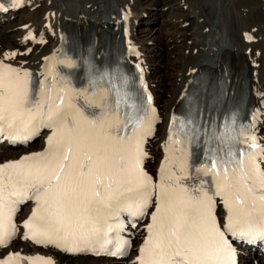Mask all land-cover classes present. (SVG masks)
Here are the masks:
<instances>
[{
	"label": "bare ground",
	"instance_id": "bare-ground-1",
	"mask_svg": "<svg viewBox=\"0 0 264 264\" xmlns=\"http://www.w3.org/2000/svg\"><path fill=\"white\" fill-rule=\"evenodd\" d=\"M143 1L29 0L31 9L22 18L21 36L1 34L0 53L11 57L6 64L30 74L34 92L40 83L45 91L55 83L53 95L67 86L73 103L86 114L98 115L108 105L118 113L121 124L133 112L129 105L143 102L147 106L151 96L153 121L142 145L143 169L159 184L167 160L169 168L184 177L181 183L192 175L201 176L190 188L203 187L212 194L216 179L211 168L213 155L224 158L231 150L239 158L240 150H250L247 137H255L257 145L264 147V0L234 4L215 0L208 13L197 8L195 0L185 1V6L181 8V3L170 12L169 26L179 27L187 16L194 20V27L167 35L154 47L146 43L150 39L135 32L140 18L150 14ZM14 11L0 13V22L6 17L9 20ZM34 16L37 20L29 21ZM183 46L184 60L191 59V65L175 74L177 80L170 91L158 92L172 73L163 71L166 74L157 80L158 87L153 81L161 69L154 73V66L163 64L165 48L174 54ZM50 134V129H44L41 139L27 148L15 147L0 137V164L44 153ZM35 207L30 203L20 214L22 231L7 250H0V263L6 256L18 254L28 261L41 257L54 264H136L151 222L149 218L134 231L133 248L125 259L71 258L36 248L25 239L23 225ZM218 213L223 224L227 213L223 200ZM239 250L241 264H264L259 249L242 246Z\"/></svg>",
	"mask_w": 264,
	"mask_h": 264
},
{
	"label": "snow or ice",
	"instance_id": "snow-or-ice-1",
	"mask_svg": "<svg viewBox=\"0 0 264 264\" xmlns=\"http://www.w3.org/2000/svg\"><path fill=\"white\" fill-rule=\"evenodd\" d=\"M0 57V137L24 142L51 130L44 153L0 166V245L14 237V216L28 200L36 207L23 225L25 239L68 251L112 243L111 234L124 227L119 213L135 219L154 207L136 264H236L233 240L264 242V147L255 137L246 138L250 150H240L239 158L231 150L211 157L212 194L181 183L184 177L167 160L154 185L142 149L152 130L151 96L147 106L129 105L133 112L121 124L108 105L98 115L86 114L67 86L53 95L55 83L48 91L40 83L34 92L30 74L4 62L11 57ZM214 196L227 208L223 224L215 217ZM127 247L128 241L117 240L109 254L124 255ZM18 259L10 256L5 264ZM28 264L52 262L35 257Z\"/></svg>",
	"mask_w": 264,
	"mask_h": 264
},
{
	"label": "rangeland",
	"instance_id": "rangeland-1",
	"mask_svg": "<svg viewBox=\"0 0 264 264\" xmlns=\"http://www.w3.org/2000/svg\"><path fill=\"white\" fill-rule=\"evenodd\" d=\"M185 1H190V0H144L143 4L148 10H150L149 11L150 14H145L144 17L140 18V21L136 24V28H135L136 34L142 39L143 38L150 39V41H146V43L149 46L154 47L158 43H162L161 41L162 40L164 41L170 34H180V33H184V32L191 30L194 27V20L190 19L187 16L181 19L182 25H180L179 27L177 25H174V27L169 26V24L172 25V17L170 16L171 15L170 12H172L175 8H177V6L181 3H182L181 8L182 6H185L184 4ZM197 1H198V4H197ZM211 1H215V0H195L194 4H196L197 8H199L200 10L202 11L206 10L208 13L210 11L209 4L211 3ZM224 1H230L231 4H234L236 1H239V0H234V1L224 0ZM117 4L119 5L120 3L119 2L114 3V5H117ZM28 6H29L28 4L22 6L21 8L13 12V15L11 16V18H9V20L6 17L4 21L0 22V35L2 34L5 37L6 35L10 36L11 34L10 37L17 36V38L21 36L22 28L24 26V25L22 26V23H25V21H23L22 18H24L23 17L24 14L28 10L31 9V7H28ZM10 13H12V11H10ZM8 15H9V12H8ZM34 17H31L29 21L34 22L35 20H37L38 16H34ZM37 42L41 44V40H38ZM181 48L182 49L175 50L174 54H168L167 52H169L171 49H169L168 47L165 48V52H164L165 60L163 61V64L159 65L158 63L157 65L154 66L153 68L154 73H156L157 71H159V69H161V71L158 72V77L156 79V82L153 81V83H155L158 87L160 86V83L157 80L159 78L164 77V75L166 74V73L164 74V72L168 70L169 74L172 73L170 77L168 78V84H165L164 86L159 87L157 89L158 92L161 89L164 91H170L175 86V83L177 80V78L174 77L175 74L176 75L179 74V71L181 73L183 69L185 70L189 67V65H191V62H192L191 59L187 58L186 60H184V51H183L184 46ZM157 67H158V70H156ZM154 137H155V134L153 138L151 139H154ZM40 139H41V136H38L36 141L30 144V146H33ZM153 163H154V160L152 161V164Z\"/></svg>",
	"mask_w": 264,
	"mask_h": 264
}]
</instances>
